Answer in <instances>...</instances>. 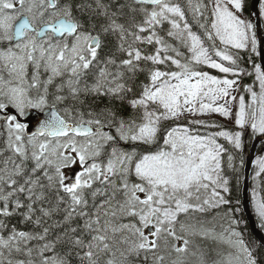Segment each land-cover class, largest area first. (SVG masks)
I'll return each mask as SVG.
<instances>
[{
  "label": "snow or ice",
  "instance_id": "obj_1",
  "mask_svg": "<svg viewBox=\"0 0 264 264\" xmlns=\"http://www.w3.org/2000/svg\"><path fill=\"white\" fill-rule=\"evenodd\" d=\"M262 24L264 0H0V264H264V156L235 195Z\"/></svg>",
  "mask_w": 264,
  "mask_h": 264
},
{
  "label": "trees",
  "instance_id": "obj_2",
  "mask_svg": "<svg viewBox=\"0 0 264 264\" xmlns=\"http://www.w3.org/2000/svg\"><path fill=\"white\" fill-rule=\"evenodd\" d=\"M250 10H251V9H249V11H250ZM257 62H259V59H257ZM249 82H250V79H249V80H245V83H249ZM254 140H255L254 137H252L251 135H248V136L246 137V140H245V148H244L243 152L240 153V155H242L243 158H244V164H245V166H244V168H243V170H242V173H243V176H244V177H245V173H246V161H247L248 152L250 151V148H251V146H252ZM253 170H254V168H253ZM253 170H252L251 175L253 174ZM251 177H252V176H251ZM243 191H244V185H242V186L240 187L239 191L235 193V195H236V196H239L242 200H243Z\"/></svg>",
  "mask_w": 264,
  "mask_h": 264
},
{
  "label": "water",
  "instance_id": "obj_3",
  "mask_svg": "<svg viewBox=\"0 0 264 264\" xmlns=\"http://www.w3.org/2000/svg\"><path fill=\"white\" fill-rule=\"evenodd\" d=\"M259 35L262 38H264L262 25H261V30L259 32ZM258 141H260V140H257V142ZM254 153H255V151H254V148H253V150L250 152V155H249L248 160H247V165H246V167H247V170H246L247 183L245 185V190H244V198H245V201H248L249 200L248 192H247L248 191V179H249V174H250V170H251V167H252V161H253V158H254ZM246 218H249L250 219V217H246ZM254 236H255V238L258 239L259 236H260V234L258 232H255L254 233Z\"/></svg>",
  "mask_w": 264,
  "mask_h": 264
},
{
  "label": "rangeland",
  "instance_id": "obj_4",
  "mask_svg": "<svg viewBox=\"0 0 264 264\" xmlns=\"http://www.w3.org/2000/svg\"><path fill=\"white\" fill-rule=\"evenodd\" d=\"M262 25H263V30H264V24H262ZM261 156H264V148L260 152H257V155H256V157L254 159V167H253L254 170H253V174L251 175L252 177H253V175H254V173L256 171V168H255V160L257 158L261 157ZM252 177L249 180V191H248V194H249V198L250 199H251V192H252L253 187L255 186L256 183H259V180L253 181Z\"/></svg>",
  "mask_w": 264,
  "mask_h": 264
},
{
  "label": "bare ground",
  "instance_id": "obj_5",
  "mask_svg": "<svg viewBox=\"0 0 264 264\" xmlns=\"http://www.w3.org/2000/svg\"><path fill=\"white\" fill-rule=\"evenodd\" d=\"M246 170H247V167H246ZM251 170H253V168H251ZM245 177H246V173H245ZM250 178H251V175L249 174V179H248V191H249V180H250ZM244 190H245V185H244ZM247 191V192H248ZM248 197H249V194H248ZM243 200H245V198H244V191H243Z\"/></svg>",
  "mask_w": 264,
  "mask_h": 264
}]
</instances>
